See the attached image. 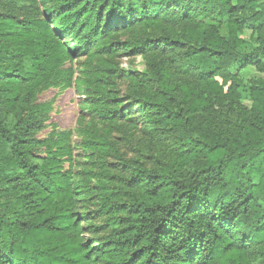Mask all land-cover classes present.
Segmentation results:
<instances>
[{
  "label": "trees",
  "instance_id": "1",
  "mask_svg": "<svg viewBox=\"0 0 264 264\" xmlns=\"http://www.w3.org/2000/svg\"><path fill=\"white\" fill-rule=\"evenodd\" d=\"M124 30L145 68L124 71L122 100L114 80L93 79L106 125L82 148L102 163L117 154L131 108L145 144L122 160L131 173L104 165L108 182L92 186L63 166L67 135L37 137V99ZM234 64L264 74V0H0V264H264V78L245 83ZM92 200L109 228L97 238L83 235Z\"/></svg>",
  "mask_w": 264,
  "mask_h": 264
},
{
  "label": "rangeland",
  "instance_id": "2",
  "mask_svg": "<svg viewBox=\"0 0 264 264\" xmlns=\"http://www.w3.org/2000/svg\"><path fill=\"white\" fill-rule=\"evenodd\" d=\"M137 34H132L127 30L121 31L118 34L107 38V42L111 46V50L107 47L95 51L94 49L88 53L80 54L72 61H68L64 69L73 72V78L69 86L52 87L43 90L37 99L39 105L47 107V121L45 128L37 135L41 140L53 139L57 140L60 134L67 135V142L71 146L72 154L70 157H65L66 161L63 166L65 170H72L76 180L83 182H91L92 186L108 179L102 177L103 166L108 165L118 178L124 177L131 173L123 165L122 160L140 157L139 153L141 146L145 144V136L143 133L134 127L138 123L137 109H129L132 115H127L123 120L121 128L115 130L111 136V141L114 143L117 154H111L106 162L102 163L96 156L86 152L82 148V140L87 130H101L106 123H103L89 104L94 103L96 95L87 94L86 91L92 92L93 79L97 75H105L107 78L114 80L117 84L116 91L122 100L126 93L127 81L124 77V71L138 70L142 71L145 68L142 56L140 54L130 55L123 50L126 42L136 38ZM239 37L254 45H256V35L251 31L244 30ZM72 41H69V48L72 46ZM96 52V54H94ZM107 63L113 65L114 71H107ZM110 68V67H108ZM231 73L237 76L245 83H250L255 79L264 78V74H260L254 67L242 69L239 64H234ZM241 103L248 108H251V101L248 98H243ZM129 101L122 103V109L125 111L130 106ZM44 154V151H40ZM99 208L98 200H92L86 204L88 214L91 213V218L86 219L82 226L84 228L83 235L87 238L101 237L109 231L106 227V216L99 215L96 211Z\"/></svg>",
  "mask_w": 264,
  "mask_h": 264
}]
</instances>
